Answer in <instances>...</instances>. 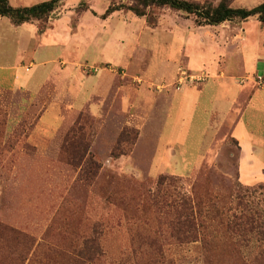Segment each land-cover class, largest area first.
<instances>
[{
    "label": "rangeland",
    "instance_id": "374dc122",
    "mask_svg": "<svg viewBox=\"0 0 264 264\" xmlns=\"http://www.w3.org/2000/svg\"><path fill=\"white\" fill-rule=\"evenodd\" d=\"M130 3L0 17V264H264V21L103 15ZM79 113L98 169L67 147Z\"/></svg>",
    "mask_w": 264,
    "mask_h": 264
},
{
    "label": "trees",
    "instance_id": "16d2710c",
    "mask_svg": "<svg viewBox=\"0 0 264 264\" xmlns=\"http://www.w3.org/2000/svg\"><path fill=\"white\" fill-rule=\"evenodd\" d=\"M59 1L60 0H44L29 6L13 7L9 4L8 0H0V17L8 16L11 23L14 25H20L31 19H41L49 15L55 9ZM230 1L231 0H220L215 6H213L211 4L205 5V3H200L198 0H131V3L128 5H109L105 9L103 15L107 16L116 10L126 8L132 11L135 15L142 16L146 14L147 8L158 6L168 7L186 14H193L195 20L200 25H216L232 18L245 20L252 16L264 21V0L260 4L251 8L233 7L229 5ZM88 121V118L83 115V113H79L75 123L68 130L65 136V141L67 147H70L71 153L74 157H79L80 160L85 158V168L95 167L98 169L99 164L92 159L89 153V143L84 142V126ZM137 134L138 131L136 130V132H134V138L137 137ZM123 137L124 135L121 133L119 139L122 140ZM117 149L118 147L116 145L114 150L116 151ZM114 153L112 155L115 156ZM262 173L264 176V167ZM163 177V175H160L158 181ZM260 188L264 190V180L260 184ZM0 228H2L1 225ZM4 229L6 230V227H4ZM9 232H11V234L13 233L12 236L18 234V232L10 229ZM77 264H81V262L79 261L78 263L77 261Z\"/></svg>",
    "mask_w": 264,
    "mask_h": 264
},
{
    "label": "crops",
    "instance_id": "0c3cea01",
    "mask_svg": "<svg viewBox=\"0 0 264 264\" xmlns=\"http://www.w3.org/2000/svg\"><path fill=\"white\" fill-rule=\"evenodd\" d=\"M24 24H26V23H23V24H20L19 26H24ZM14 25V24H13ZM221 25V24H220ZM16 26V25H15ZM202 27H204V26H202ZM206 32H208V31H206ZM209 35H211V37H213L212 36V34H210V32L208 33ZM239 36L237 39H239L240 41H243V42H245L246 41V36L240 31L239 33H237L236 34V36ZM232 37H233V35H232ZM234 39H236L235 37H233ZM263 44H264V42H263ZM50 61H54L53 59H50ZM72 64H75L74 62L72 63ZM75 66L73 65V67L72 68H69L68 70H67V72H66V74H71V76L72 75H75V68H74ZM2 69V68H1ZM5 70V69H4ZM68 77V76H67ZM8 86H10V87H13V88H15V89H22V90H28V89H26V87H24V85H21L20 84V82L18 83V79H17V77H16V73L14 72L13 73V75H12V80H11V82H10V84L8 85ZM67 89V88H66ZM179 92L181 91V92H183V91H185V90H183V88H179V89H177ZM97 91L94 89L93 91H92V94H91V97H95V98H100V96H98L97 95V93H96ZM75 97H72V101H73V99H74ZM88 102V100H86L85 99V102L84 103H87ZM100 108H102L103 109V105H100L99 103L97 104ZM54 110V113H57V115L59 116V114H58V105L55 103V101L54 102H52V103H50V104H48L47 106H46V108H45V110H44V113H47V112H51V111H53ZM43 113V114H44ZM43 114H42V117H43ZM41 117V118H42ZM33 133H35V131L34 132H32V136H33ZM232 141L234 142V143H236V145H237V147H238V150H241V147L239 146V144H240V142H239V138H232Z\"/></svg>",
    "mask_w": 264,
    "mask_h": 264
},
{
    "label": "built area",
    "instance_id": "2783aa9c",
    "mask_svg": "<svg viewBox=\"0 0 264 264\" xmlns=\"http://www.w3.org/2000/svg\"><path fill=\"white\" fill-rule=\"evenodd\" d=\"M184 72H182V74H183ZM188 76H187V74H185L184 73V77H181L180 79H179V83H181L182 82V78H187ZM189 80L190 81H193V80H195V81H198V80H202V77H200V76H192V75H190L189 76Z\"/></svg>",
    "mask_w": 264,
    "mask_h": 264
}]
</instances>
